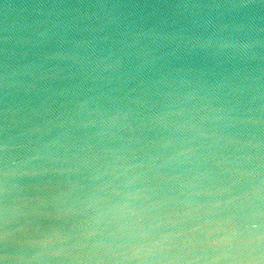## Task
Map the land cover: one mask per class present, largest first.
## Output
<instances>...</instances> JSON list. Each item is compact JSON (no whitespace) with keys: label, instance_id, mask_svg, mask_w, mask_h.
Masks as SVG:
<instances>
[{"label":"water","instance_id":"1","mask_svg":"<svg viewBox=\"0 0 264 264\" xmlns=\"http://www.w3.org/2000/svg\"><path fill=\"white\" fill-rule=\"evenodd\" d=\"M0 264H264V0H0Z\"/></svg>","mask_w":264,"mask_h":264}]
</instances>
